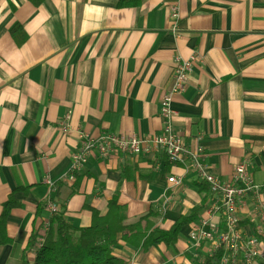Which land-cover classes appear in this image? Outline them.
I'll list each match as a JSON object with an SVG mask.
<instances>
[{
	"label": "crops",
	"instance_id": "1",
	"mask_svg": "<svg viewBox=\"0 0 264 264\" xmlns=\"http://www.w3.org/2000/svg\"><path fill=\"white\" fill-rule=\"evenodd\" d=\"M117 1L42 0L36 6L0 0V204L21 188L13 194L20 206L6 219L13 243L0 246V264H21L30 234L41 232L51 216L48 205L67 224L85 228L92 210L105 214L112 198L126 206L125 225L147 216L141 227L164 231L202 203L173 245L142 251L118 241L113 249L126 264H201L221 249L195 246L188 233L201 219L220 230L222 222L213 208L217 197L197 178L188 154L199 153L221 182L244 162L254 183L264 185V0H140L116 8ZM191 54L198 60L187 89L171 105L172 127L186 149L182 163L170 164L161 151L104 160L92 155L72 180L64 176L80 133L158 134L172 58ZM170 176L180 183H168ZM258 200L264 204V187ZM237 216L242 237L258 238L251 264H264L255 197ZM227 264H242V250Z\"/></svg>",
	"mask_w": 264,
	"mask_h": 264
},
{
	"label": "built area",
	"instance_id": "2",
	"mask_svg": "<svg viewBox=\"0 0 264 264\" xmlns=\"http://www.w3.org/2000/svg\"><path fill=\"white\" fill-rule=\"evenodd\" d=\"M177 16V9L175 5H172L170 7V17L174 24L177 22ZM175 29H173L174 32ZM197 60L195 54H191L186 58L179 55L172 58L171 86L163 93L159 102L158 115L162 120V127L158 134L149 139H142L136 135L125 139L112 133L101 134L96 138H89L86 134L80 133L78 148L70 155L68 170L64 176L72 180L74 173L80 171L92 155L104 160L115 153L138 155L140 153L150 154L161 151L170 164L182 163L186 149L183 141L172 127L174 112L171 105L174 97L186 91L189 74L194 62ZM61 129H65L64 124L61 125ZM198 154H188L190 166L197 178L207 185L212 194L216 195L217 200L213 208L221 215L222 229H218L217 224H213L208 219H201L194 224L187 238L195 246H199L202 242H208L214 249H221L226 257H222L219 263L227 264L242 250V264H251L259 255L258 238L251 236L244 239L242 237L237 210L250 195L255 197L259 216L255 232L257 235L264 237V204L258 200V194L264 185L260 186L254 183L251 175L246 170L244 162L238 163L232 168L229 182H221L207 171ZM167 182L178 185L180 180L170 176L167 178ZM46 183L51 186L50 181H46ZM47 207L51 214L56 213V206L48 205ZM45 226L40 229L41 232L45 231ZM41 242L42 237L40 234L37 238L36 247Z\"/></svg>",
	"mask_w": 264,
	"mask_h": 264
},
{
	"label": "trees",
	"instance_id": "3",
	"mask_svg": "<svg viewBox=\"0 0 264 264\" xmlns=\"http://www.w3.org/2000/svg\"><path fill=\"white\" fill-rule=\"evenodd\" d=\"M33 5H40L42 0H28ZM140 0H118L116 8L137 6ZM207 188V185L202 184ZM201 192L204 190L198 186ZM21 188L14 189L0 204V246L10 245L13 241L6 234V219L12 209L20 206L13 194ZM200 203L192 208L186 216L178 218L168 230L152 228L151 224L142 226L147 219L143 216L134 224L125 225L126 206L112 198L106 207L105 214L97 211L91 213V224L85 228H74L67 224L61 213H54L48 219L45 231L34 230L20 254L21 264H126L113 254L118 241L127 243L134 248L148 251L157 244L173 245L177 241L180 229L197 218L202 209ZM43 205H38V213ZM42 228V227H41ZM40 228V229H41ZM42 242L37 245V238ZM33 254V261H28V255ZM223 255L217 250L211 256H206L201 264L218 263Z\"/></svg>",
	"mask_w": 264,
	"mask_h": 264
},
{
	"label": "rangeland",
	"instance_id": "4",
	"mask_svg": "<svg viewBox=\"0 0 264 264\" xmlns=\"http://www.w3.org/2000/svg\"><path fill=\"white\" fill-rule=\"evenodd\" d=\"M56 213H57V211H56ZM54 214V213H53ZM52 215V214H51ZM203 258H205L204 256L203 257H201V260L203 261ZM215 264H223V263H215Z\"/></svg>",
	"mask_w": 264,
	"mask_h": 264
}]
</instances>
